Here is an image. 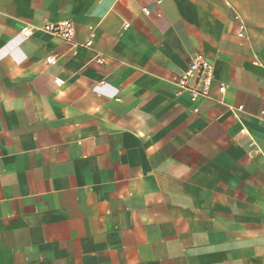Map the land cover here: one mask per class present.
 Listing matches in <instances>:
<instances>
[{
  "label": "crops",
  "instance_id": "0c3cea01",
  "mask_svg": "<svg viewBox=\"0 0 264 264\" xmlns=\"http://www.w3.org/2000/svg\"><path fill=\"white\" fill-rule=\"evenodd\" d=\"M0 264H264V0H0Z\"/></svg>",
  "mask_w": 264,
  "mask_h": 264
},
{
  "label": "built area",
  "instance_id": "2783aa9c",
  "mask_svg": "<svg viewBox=\"0 0 264 264\" xmlns=\"http://www.w3.org/2000/svg\"><path fill=\"white\" fill-rule=\"evenodd\" d=\"M160 0H157L159 2ZM152 6L144 7L142 10L145 14H148ZM33 26H24L21 29V34L24 37H28L32 33ZM41 29L52 33L54 36L64 40L72 46L91 47L92 41L88 40L85 43L74 42L75 30L70 21L62 20L56 23H46L41 26ZM245 34V25L242 22L238 23V37H243ZM98 62H102V59L98 57ZM55 58L53 56L47 58L48 63H54ZM214 80V66L213 63L204 55H197L188 64V66L178 75L173 85L178 93L187 92L190 102L193 106V112L198 111V103L202 99L210 97V90ZM59 83V81H57ZM226 90L224 85L218 87V91L223 93ZM238 106L237 109H241Z\"/></svg>",
  "mask_w": 264,
  "mask_h": 264
}]
</instances>
